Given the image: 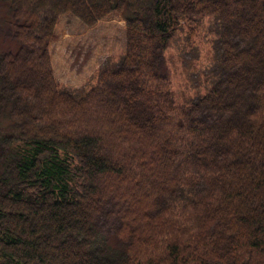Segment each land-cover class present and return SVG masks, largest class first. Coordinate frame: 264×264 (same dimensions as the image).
<instances>
[{
	"label": "trees",
	"instance_id": "1",
	"mask_svg": "<svg viewBox=\"0 0 264 264\" xmlns=\"http://www.w3.org/2000/svg\"><path fill=\"white\" fill-rule=\"evenodd\" d=\"M0 9L12 38L0 51V264H264V0ZM66 13L87 27L125 23L122 55L82 92L52 71ZM196 14L215 19L218 71L179 104L165 51L181 26L195 39ZM102 215L122 247L97 225Z\"/></svg>",
	"mask_w": 264,
	"mask_h": 264
},
{
	"label": "rangeland",
	"instance_id": "2",
	"mask_svg": "<svg viewBox=\"0 0 264 264\" xmlns=\"http://www.w3.org/2000/svg\"><path fill=\"white\" fill-rule=\"evenodd\" d=\"M2 16L0 9V19ZM188 18L192 27L196 28L195 39L181 26L182 29L176 31L165 51L166 64L171 70V96L179 104L193 101L200 90L213 81L218 71L219 44L214 17L196 14ZM10 42L9 27L0 21V51L7 49ZM124 43L125 23L118 15L87 27L74 15L62 14L55 27V37L49 45L54 78L62 87L82 92L91 85L99 70L110 69L116 64L123 53ZM114 159L121 161L122 156ZM98 179L105 185L114 183L106 178ZM116 187L122 192L137 193L134 184H128L126 188L122 184ZM103 221L101 227L107 237L122 247L125 241L114 234L115 219L103 215L96 217L97 225Z\"/></svg>",
	"mask_w": 264,
	"mask_h": 264
}]
</instances>
